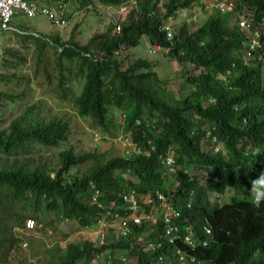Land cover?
I'll return each instance as SVG.
<instances>
[{"label":"trees","instance_id":"trees-1","mask_svg":"<svg viewBox=\"0 0 264 264\" xmlns=\"http://www.w3.org/2000/svg\"><path fill=\"white\" fill-rule=\"evenodd\" d=\"M33 1L59 14L56 0ZM129 2L65 0L62 5L66 10L75 3L79 11H89ZM217 4L224 9L216 7L195 27L191 16L173 21L178 12L191 13L197 5L203 9L200 0H135L124 22L85 45L19 34L36 49L35 82L47 88L55 84L49 91L67 100L64 62L75 60L81 84L73 99L76 116L103 140L122 128L132 149L113 158L98 146L78 153L69 144L70 120L46 119L36 106L23 107L0 127V264L7 263L9 252L21 250L22 240L12 231H26L27 220L46 227L45 216L54 213L58 222L76 223L78 230H93L103 221L115 226L117 214L130 213L122 196L132 190L144 214L161 213L158 193L175 209L178 218L172 222L183 233L174 244L163 237L158 216L155 224L130 222L124 234L109 226L100 245L80 237L56 247L47 264H91L94 259L127 264L129 257L135 264H264V204L255 207L247 193L250 180L264 171V54L243 65L245 36L238 28L241 19L247 21L248 30L264 42V0ZM142 40L176 65L190 89L185 97L171 99L155 72L157 61L138 59L123 68ZM46 48L53 50L54 60L45 57ZM0 96L15 106L13 97ZM48 150L59 152L48 156ZM168 155L177 169L167 179L161 160ZM227 193L228 202L221 205L209 199ZM205 227L211 230L208 237Z\"/></svg>","mask_w":264,"mask_h":264},{"label":"rangeland","instance_id":"rangeland-1","mask_svg":"<svg viewBox=\"0 0 264 264\" xmlns=\"http://www.w3.org/2000/svg\"><path fill=\"white\" fill-rule=\"evenodd\" d=\"M134 1L130 0L129 4L118 9L96 5L94 9L89 11H79L75 3H69L66 6V12L70 20L68 19L62 27L53 26L50 20L42 15L28 17L21 12L16 13L12 17L10 25L18 32L0 33V94L13 97L15 104V106L10 104L9 100L2 99L3 97L0 96V127L7 126L13 118L20 114L23 107L36 106V113L46 117V119L57 117L70 120L71 136L69 144L78 153L91 152L95 146H98L100 152L107 154L108 158H113L124 154L125 149L131 150L128 137L123 133L122 128L115 132L116 135L112 131L114 133L113 139L105 138L103 140L96 130L90 128L88 124L82 122L76 116L73 99L79 95L81 84L75 79L78 67L75 60L70 63L64 62V86L67 90L68 99L61 101L57 98L55 92L49 91L51 88L55 89L53 88L55 84L47 88L46 84L40 81L35 82L37 52L35 47L27 40L22 41L20 35L32 32V35H36V38L55 36L62 42H68L72 39L75 43L85 45L94 35L102 34L110 26L124 22L134 6ZM200 2L204 6L203 9L197 5L191 13L188 11H184L185 13L178 12L173 24H178L182 20H189V16H191L196 24L195 27H198L199 23L205 21L207 16L212 14L213 10L218 7L217 3L220 0H200ZM51 10L58 17L56 9L53 7ZM229 25L231 28L234 23ZM26 30L28 32H25ZM148 45L147 41L142 40L138 48L131 49V57L126 61L123 68L138 59H146L149 62L157 61L158 67L155 72L160 81L165 84L166 92L171 99L174 100V96L177 95L178 97H185L190 89L183 83L180 77L181 72L174 63L162 58L161 53L158 51L149 54ZM122 56L124 58L125 54L123 53ZM45 57L54 60L53 50L46 48ZM45 152L48 156H51L59 151L48 150ZM229 196L230 194L227 193L226 196L219 198L210 196L209 199L212 204L221 205L228 202ZM45 219L46 227L38 224L31 232L17 228L13 229V234L22 240L21 250L17 252L14 249L9 252L7 255L8 261L5 264H47L51 259L50 254L54 248H63L66 243L76 241L80 237L92 239L100 245L101 239L106 234L104 233L106 232L105 229L110 226L107 225L106 221H103L99 222V226L93 230H78L76 223L58 222L54 213H49L45 216ZM135 261L136 259L129 257L127 264H135ZM91 264H99V262L94 259Z\"/></svg>","mask_w":264,"mask_h":264},{"label":"clouds","instance_id":"clouds-1","mask_svg":"<svg viewBox=\"0 0 264 264\" xmlns=\"http://www.w3.org/2000/svg\"><path fill=\"white\" fill-rule=\"evenodd\" d=\"M160 2H163L165 0H159ZM218 7L221 8V10H223V6L222 5H218ZM240 22L243 24V26H241V23H238V28L243 32L242 34L245 36V39L243 40V46L245 49V55L242 57V64L243 65H250L253 57H255L256 54V60L260 61L263 58V54L264 52H261L264 50V42L260 41V37L259 34L257 32L254 31H249L248 30V22L245 20H240ZM246 27V29H245ZM169 28H170V24H167L166 27V37L170 40L171 39V34H169ZM116 32H119V29L117 28ZM156 51H160V48L157 47ZM148 53L152 54L154 53V51L152 52V50L148 49ZM220 147L215 148V151H218ZM161 164L164 167L165 170V176L168 179L170 175H174L175 170L177 169L176 166V162L175 159L172 157V155H168L165 159L161 160ZM135 194V200L137 202V205L139 206L138 210L136 212H131L127 209V205L124 204L125 208L127 209L128 212H130L128 215H124V216H120V215H116L118 218V222L116 223L115 226H113L114 223H112L110 226L116 228V230H120L121 227V221L120 220H128L129 224L130 222L133 223V218L139 217L141 218V223L143 220H148L151 223L155 224V222H157L158 220V216L160 218V222H162V230H163V237L168 239L169 243H173L175 242V240L178 238V235L180 233V231L183 230L180 229V227L178 225H174L172 222V219L174 218H178V213L175 211V209H173L170 205H168V203H166L165 198L163 195L161 194H156V200L158 201V203L160 204V207L157 209L158 211H161V213L157 216V214H152L151 212H149L148 214H144L143 212H141V203H140V197L137 196V193L132 190ZM131 192V191H130ZM247 193L248 196L251 199V202L253 203V205L255 207H260L262 204H264V171H262L258 177H256L255 179H251L250 180V187L247 189ZM126 195V194H125ZM124 196V195H123ZM122 196V197H123ZM150 201V203H149ZM148 204L150 206H154L152 199L148 198ZM168 214H171V216L169 215V222L166 223L165 222V216ZM126 224V225H127ZM135 224V223H133ZM136 225V224H135ZM139 226V225H137ZM36 227V226H35ZM126 227V226H125ZM176 229L177 231L172 232L169 236L166 235V230L167 229ZM127 232H129V229L126 228ZM206 231H208L209 233H207ZM204 234L205 237H208L211 234V230L209 227H205L204 228ZM189 239V235H186L185 239ZM103 241V238L101 239ZM186 241V240H185ZM188 241V240H187ZM206 241L202 242L203 246H206ZM154 246H149V249H152ZM158 247H160V245H158ZM148 250V249H147ZM149 251V250H148Z\"/></svg>","mask_w":264,"mask_h":264},{"label":"built area","instance_id":"built-area-1","mask_svg":"<svg viewBox=\"0 0 264 264\" xmlns=\"http://www.w3.org/2000/svg\"><path fill=\"white\" fill-rule=\"evenodd\" d=\"M57 1V11L59 12L58 17L55 16V13L48 7H45L43 5H38L37 2L33 0H0V33L2 32H18L16 29L12 28L10 25V21L12 17L18 13L21 12L24 15L28 17H35L36 15H42L47 17L51 24L55 27H62L65 24L64 19V13L66 12L65 6L62 5V2L65 0H56ZM241 26L243 24L241 23ZM24 35H29V33H23ZM36 36V35H33ZM122 202L127 205V209L131 212H136L139 208L137 205V202L135 200V194L133 191L127 193L122 197ZM150 203V201H149ZM169 215L165 216V222H169ZM133 223L136 225L141 224V218L136 217L133 218ZM121 227L120 230L121 234L127 233L126 230V224L128 223V220H120ZM35 223L33 220H27L25 222V230L31 231L35 229ZM118 231V232H119ZM176 232V229H167L166 235L169 236L172 232ZM209 233L208 231H206ZM188 240L187 238L185 239Z\"/></svg>","mask_w":264,"mask_h":264}]
</instances>
